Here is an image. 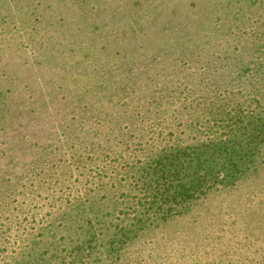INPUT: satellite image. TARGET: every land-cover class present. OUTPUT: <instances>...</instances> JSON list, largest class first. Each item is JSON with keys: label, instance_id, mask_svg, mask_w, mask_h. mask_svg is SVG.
Instances as JSON below:
<instances>
[{"label": "rangeland", "instance_id": "374dc122", "mask_svg": "<svg viewBox=\"0 0 264 264\" xmlns=\"http://www.w3.org/2000/svg\"><path fill=\"white\" fill-rule=\"evenodd\" d=\"M114 6L122 19L110 15V0H0V211L12 209L0 220V264H15L23 251L41 246V225L72 199L63 200L66 195L73 202L89 191L105 209L117 201L116 220L132 213L126 201L143 195L142 176L122 172L102 179L108 183L100 188V176H91L95 165L79 168L76 160L81 145L106 142L95 132L109 130L111 119H127L143 106L155 116L164 109L156 122L164 128L173 121V132L186 145L198 128H218L208 115L211 102L223 107L229 95L244 94L239 105L250 97V83L234 78L219 86L217 98H210L212 92L186 115L188 125L194 117L193 129L174 122L178 105L146 104L158 102L162 83L172 86L170 79H183L184 72L201 75L209 57L250 43L256 21L264 23V2L115 0ZM215 76L212 86L220 79ZM169 84L165 93L172 94ZM137 159L122 165L142 162ZM253 164L245 178L217 185L139 238L125 249L121 264H264V145ZM29 209L36 237L31 228L16 226L25 223ZM100 235L94 264H115L101 253ZM59 254L60 261L73 260L70 252ZM85 255L82 264L89 262Z\"/></svg>", "mask_w": 264, "mask_h": 264}, {"label": "trees", "instance_id": "16d2710c", "mask_svg": "<svg viewBox=\"0 0 264 264\" xmlns=\"http://www.w3.org/2000/svg\"><path fill=\"white\" fill-rule=\"evenodd\" d=\"M114 3L115 0H110V5L115 7L110 15L114 20L122 19ZM101 14L95 13L96 16ZM250 39V43L239 50H226L217 57H209L205 72L201 75L193 76L184 72L183 79H170L172 86L162 83L164 86L160 88L158 102L146 103L152 104L153 108L159 103L162 106L164 102L178 105L180 109L174 122L179 120L188 125L186 115L194 112L201 102H206L205 99L212 92L210 98H217L221 89L219 86L227 85L234 78L244 86L250 83L246 94L250 97L243 104L237 105L236 102L244 94L237 96L233 93L226 98L223 107L215 106L212 102L208 106L211 109L208 115L218 128L211 125L204 127L203 131L198 128L194 141L185 145L173 132L176 131L173 121L164 128L160 122H156L158 117L165 116L166 110L162 109L164 112H161L160 108L159 113L163 115L155 116L150 114V108L145 109L143 106L142 110L130 111L127 119H111L112 126L109 124L111 127L105 132L98 128L95 135L98 139L107 137L105 143L92 141L90 145H81L75 151V155L79 154L76 157L79 168L89 163L95 165L96 172L91 176H100V188L108 183L102 179H110V176L122 172L143 177L140 182L143 195L138 201H126L132 209L130 215L120 216L117 221L114 212L121 205L116 201L113 209H105V205L89 191L74 198L73 202V196L66 195L62 197L63 200L72 199L65 204L61 202L56 215H50L45 225H41V246L31 247L27 254L23 251V260L15 264H76L78 260L82 264L81 257L84 254L89 259L87 264H94L97 258L93 248L100 239L98 233L101 234V253L110 260H117L115 264L118 261L121 264L125 249L139 238L175 219L177 215H182L188 206L210 189L219 184L234 185L256 169L253 163L264 145V23L259 19ZM215 74L220 76L216 84L218 87L211 85L216 82ZM168 84L173 88L172 94L165 93ZM250 106L256 109L249 110ZM193 118L188 125L192 129ZM221 120L223 123L219 125ZM166 130L171 131L166 133ZM166 134L172 135L171 139H167ZM138 157L142 158L139 164L122 165V162L129 164L138 160ZM126 188L130 190L132 187L129 184ZM63 192L65 194L66 191ZM63 204L65 207L62 208ZM1 208L4 209L0 211V220L2 214L12 211L9 207ZM31 214L32 210L29 209L25 223L19 222L16 226L19 230L31 228L29 235L36 237L34 231L37 227L30 226L28 220ZM19 216L16 219L19 220ZM78 240L79 243L76 242ZM93 243L95 245H90ZM62 251L70 252L73 260L68 262L62 258L60 261L59 253Z\"/></svg>", "mask_w": 264, "mask_h": 264}]
</instances>
